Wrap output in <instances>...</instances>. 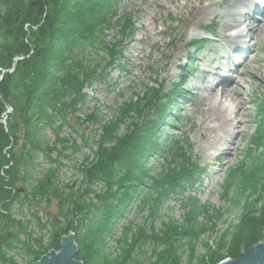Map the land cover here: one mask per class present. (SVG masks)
Here are the masks:
<instances>
[{
	"label": "trees",
	"instance_id": "trees-1",
	"mask_svg": "<svg viewBox=\"0 0 264 264\" xmlns=\"http://www.w3.org/2000/svg\"><path fill=\"white\" fill-rule=\"evenodd\" d=\"M120 1L0 0V36L5 32L15 36L11 38L13 45L5 47L7 55L3 53L4 49L0 55V105L5 108L12 106L22 118L20 128L15 131L10 127L8 132L0 124V264H16L17 256L12 258L13 254L19 253L23 259L35 255L29 242L33 237L32 226L47 228L46 224L51 221L45 222L41 208H49L54 202H58L64 211V219L58 225L52 223L48 231L75 232L78 254L84 251L85 258L95 253L100 264H143V258L147 256H156L150 264H175L183 254V250L179 251L180 244H176L177 238L196 239L208 227L212 229L216 225L211 220L221 210L214 208L211 213L210 207L204 203L201 208L198 205L197 210L188 211L181 227L167 222L158 231L154 224L160 215V205L180 189H193L205 173L199 157L177 140L170 143L171 148L167 151L170 160L167 161L166 153L163 157L168 166H165V171L158 172L159 175L150 173L149 158L157 155L153 150L161 147L157 142L158 130L166 119L176 125L169 114L171 108L174 109V100L185 90L164 93L161 84L158 88L152 85L139 93L135 100L131 99L123 106L117 105L120 113L114 119L103 118L98 108L82 112L79 116L90 98L84 91L85 87L98 80L105 81L112 66H124L123 39L134 35L136 22L132 12L116 18ZM115 27L123 38H108ZM203 42L205 40H195L192 44L197 47ZM15 57L18 58L15 71H19L20 66L21 72L17 75L23 91L20 97H9L7 91L13 79L9 70L13 68ZM182 86L190 90V87ZM256 107L259 123L248 147L250 152L260 153L262 150L256 177L254 175L246 181L243 174L241 178L246 166L241 162L230 170L227 189L232 184L239 186L240 183L257 182L254 188L257 187L261 200L260 217L247 215L243 218L241 224L250 226L252 234L241 241L237 251L231 252L232 256L239 255L264 238V93L256 99ZM72 117L94 123L98 132L93 150L97 160L91 162L86 159L77 167L83 174L84 187L74 193L69 184L61 185L62 166H59L68 149V139L62 135L63 128L70 126L74 133L82 132L71 123ZM122 125L125 126L123 132ZM47 131L53 133L55 141L45 137ZM19 132L23 136H19ZM5 147L9 148V156L2 153ZM75 148L80 150L81 146L76 144ZM39 155L45 156L49 167L44 169L32 188L22 187L25 193L30 192L32 198L26 196L21 203L23 207L18 209L22 216H14L13 206L21 190H15L13 181L21 176L27 179L26 175L36 171L39 161H34V158ZM4 165L13 170L14 176L10 179L1 172ZM223 194L226 197L229 192ZM137 196L138 213L148 209L145 221L143 224L130 222L124 225L117 239L120 253L115 258L104 256L116 223L125 216ZM188 199L192 204L198 203L196 196L190 195ZM4 211L7 212L5 217ZM82 211H85L84 215ZM200 215H207L209 221L197 222ZM257 225L260 227L258 231ZM24 235L30 237L27 242ZM40 245L45 248L42 243ZM41 254L40 250L35 255L36 260ZM84 258L83 264H86ZM224 258L213 255L206 264H216Z\"/></svg>",
	"mask_w": 264,
	"mask_h": 264
},
{
	"label": "rangeland",
	"instance_id": "rangeland-1",
	"mask_svg": "<svg viewBox=\"0 0 264 264\" xmlns=\"http://www.w3.org/2000/svg\"><path fill=\"white\" fill-rule=\"evenodd\" d=\"M260 2H263L261 13L264 15V0H259ZM254 3L258 4L256 0ZM252 8L238 7L235 0H121L117 5L116 18H123L125 13L132 12V18L136 22L134 35L123 39L124 66H112L108 69L105 81H95L84 89L90 98L79 116L82 112L98 108L102 117L110 120L120 113L117 105L123 106L129 100H135L139 93H143L152 85L158 88L161 84L164 93L172 90L177 82L190 87L188 91L182 86L178 91L185 90L186 93L180 92L173 102L174 109L171 108L169 117L175 119L176 125L166 119V123L158 130L157 142L161 147L157 151L153 150V154L157 155L149 158L150 173L159 175L158 172L165 171L164 168L168 166L163 157L166 153L167 161L170 160L167 151L171 148L170 143L175 140L186 149L190 148L193 155L199 157L205 167V173L201 182L193 189H178V192L172 193L170 198L160 205L158 210L160 215L154 224L158 231L163 228V223L167 222H173L181 227L188 211L194 208L197 210L198 205L201 208L202 203L210 207L211 213L214 212V208L221 211L211 220L215 222V227L212 229L208 227L198 238H177L176 244H180L179 251L183 250V254L175 264H206L213 255L217 258H239L247 248L237 254V257L232 256L231 252L235 253L241 241L252 234L250 226L241 224L243 218L247 215L260 217L261 200L257 187L254 188L257 182L251 184L249 181L247 184L240 183L239 186L232 184L231 188L227 189L231 179L230 170L245 162V172H242L240 177L243 178L244 174L246 181L249 180V177L255 175L262 153V150L260 153L248 151L249 142L259 123L256 99L264 93V24L261 22L260 14L253 13L255 22L251 27L247 26L246 18L249 17L248 12L252 13ZM234 13L238 15L235 16ZM259 24L263 25L262 29L258 28ZM234 32L241 36L239 40L231 43L228 36ZM109 33L108 38H123V34L116 27ZM13 37L15 36L9 32L0 36V55L2 49L7 55L5 47L13 45L11 42ZM203 38L207 40V45L199 43L195 47L192 44L193 41H202ZM238 43L244 46V49L235 52L233 50L235 47L238 48ZM17 59V57L13 59V68L9 70L13 75L7 91L9 97H20L23 91L17 75L19 71L21 72L20 66L19 71H15ZM237 72L241 73V76ZM222 75L228 79L225 86L228 90L232 89V85H236L235 91L242 92L243 105L239 103L235 91H229L228 96L222 94L224 87L219 82ZM224 103L230 104L231 108L223 107ZM4 111L9 113L2 122V117L6 114ZM238 112L242 113L241 117L237 116ZM223 119H227L228 122L226 131L220 127ZM70 121L82 132L74 133L70 126L63 128L62 135L68 139L66 142L68 149L65 153L67 156L61 157L62 165L59 166H62L61 185L69 184L73 187L74 193L79 191L80 187L81 190L84 187L83 174L77 167L86 159L91 162L97 160L93 150L96 148L98 132L95 131L97 127L94 123L81 122L76 117H72ZM21 122L22 118L19 117V113L14 112L12 106L5 108L0 105V124L6 131H11L10 127L15 131L20 128ZM121 130L125 131L124 125L121 126ZM18 134L23 136L22 132ZM45 137L49 141L56 140L50 131L45 133ZM76 144L81 146L80 150L75 148ZM2 153L9 156V148L2 149ZM52 157H55V154ZM34 161H39L36 171H31L29 176L26 175L27 179L21 176L13 181L15 190H21L18 201L13 206L14 216L21 217L18 209L23 207L22 201L26 196L32 198L30 192L25 193L22 187L32 188L44 169L49 167L44 155L34 158ZM1 172L6 179L14 176L13 170H8L7 165L2 167ZM225 192H229L226 197L223 194ZM190 195L197 197L196 205L188 199ZM138 198L139 196L133 199L125 216L116 223V229L108 239V247L104 249V256L115 258L120 253L117 239L124 225L130 222L143 224L145 221L148 209L143 210L142 214L138 213ZM46 209L48 208H41V212ZM84 212L82 211L83 215ZM3 214L5 217L7 212L4 211ZM207 218V215H200L197 222L209 221ZM44 219L46 222L47 218ZM258 230L260 227L257 225ZM70 233L74 232L64 234ZM261 241H264V238L257 243ZM29 242L31 243V240ZM14 255L17 256L18 263L23 262L19 253L13 254L12 258ZM84 255L83 251L77 258L83 262ZM98 258L99 256L94 253L93 256L89 255L84 259L86 264H100ZM140 259L142 260L141 256ZM143 259H145L143 264H150L152 260H156V256L152 258L147 256ZM35 261L36 256L30 259V264Z\"/></svg>",
	"mask_w": 264,
	"mask_h": 264
},
{
	"label": "water",
	"instance_id": "water-1",
	"mask_svg": "<svg viewBox=\"0 0 264 264\" xmlns=\"http://www.w3.org/2000/svg\"><path fill=\"white\" fill-rule=\"evenodd\" d=\"M6 71H4L5 73ZM9 112H6L2 117L4 122L5 117ZM49 216L54 220L57 219L58 210L51 208L47 210ZM264 234V232H263ZM79 252V247L75 241V234L70 233L62 238V248L60 251H51L49 256H43L37 264H83L81 260H76L75 257ZM218 264H264V241L254 244L243 251L239 258H226Z\"/></svg>",
	"mask_w": 264,
	"mask_h": 264
},
{
	"label": "flooded vegetation",
	"instance_id": "flooded-vegetation-1",
	"mask_svg": "<svg viewBox=\"0 0 264 264\" xmlns=\"http://www.w3.org/2000/svg\"><path fill=\"white\" fill-rule=\"evenodd\" d=\"M37 206H38V209H40L41 208V206L39 205V204H37ZM53 209V208H56L57 210H58V213H57V219L56 220H54L51 216H49L48 215V213H47V210L48 209ZM48 209H46L44 212H43V215H44V217H46L47 219H46V222H49V221H51L50 222V225H49V223L48 224H46L47 225V228H41V229H39V228H37V225H35V224H33V232H32V236L33 237H29V236H27V235H24L23 237H24V240L27 242L28 241V239L30 238V240H31V243H32V247H33V249L32 250H34V252H35V255L37 254V253H39V251L41 250V252H42V254L40 255V258L39 259H41L43 256H49L50 255V252L51 251H60L61 250V248H62V238H63V236H67V234H64V233H62V232H60L59 230H56V232L55 231H48V228H52L51 227V224L53 223L54 225H58V223H60L63 219H64V211L63 210H61L60 209V207H59V203L58 202H54ZM53 230V229H52ZM75 233V232H74ZM26 236H27V238H26ZM29 237V238H28ZM75 239H76V233H75ZM43 244L44 246H45V248H42L41 247V245L40 244ZM39 246L41 247V249L39 248ZM33 252V253H34ZM79 253V252H78ZM34 255V256H35ZM78 255V254H77ZM34 256L33 257H28V258H24L23 259V262H21V263H18V260L16 261V264H30L31 262H30V259H32V258H34ZM38 259V260H39ZM75 259L76 260H79L78 258H77V256L75 257ZM38 260H36L34 263L35 264H37V261ZM33 263V262H32Z\"/></svg>",
	"mask_w": 264,
	"mask_h": 264
},
{
	"label": "bare ground",
	"instance_id": "bare-ground-1",
	"mask_svg": "<svg viewBox=\"0 0 264 264\" xmlns=\"http://www.w3.org/2000/svg\"><path fill=\"white\" fill-rule=\"evenodd\" d=\"M235 2L237 3V6L238 7H244V8H246L247 6H248V9L249 8H252L251 10H252V13H250V12H248L249 13V17L248 18H246L247 20H248V27H251V24L253 23V22H255V18H254V15H253V13L255 14H260V17H261V22H262V24H264V15L261 13V8H260V5L259 4H255L254 2H255V0H235ZM251 3V4H250ZM256 3H257V0H256ZM231 15H233V13L231 14ZM234 15L235 16H237L238 14H236V13H234ZM258 25V28H263V25ZM251 29V28H250ZM252 30V29H251ZM240 36L241 35H239V34H237V35H230V36H228V41H230L231 43H234L235 41H237V39L239 40V38H240ZM235 49H237V48H235ZM239 50H241V49H239ZM238 73V75L239 76H241V73H239V72H237ZM253 74H255V72L253 73ZM221 78H220V80H219V82H220V84L221 85H223V89H222V94L224 95V96H228V92L229 91H235V89H236V85H232V89L231 90H228V88L227 87H225L226 86V84H227V82H228V79H227V77L225 76V75H222V76H220ZM182 87V85H181V82H177V83H175L174 84V88L172 89V90H180V88ZM172 90H170V91H172ZM169 92V91H168ZM234 94L236 95V97H237V99H238V101H239V103L240 104H244V99H243V94H242V92L241 91H239V90H236L235 92H234ZM223 107H226V108H231V105L230 104H228V103H224L223 104ZM237 114V116L238 117H241L242 116V113L241 112H238V113H236ZM222 124H221V129L223 130V131H226L227 130V125H228V122H227V119H223L222 121ZM75 234V233H74Z\"/></svg>",
	"mask_w": 264,
	"mask_h": 264
}]
</instances>
